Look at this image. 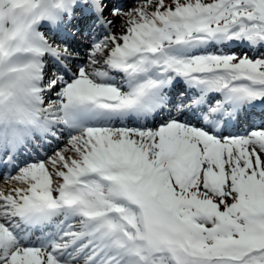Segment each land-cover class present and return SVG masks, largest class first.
<instances>
[{
	"label": "snow or ice",
	"instance_id": "6c2138e0",
	"mask_svg": "<svg viewBox=\"0 0 264 264\" xmlns=\"http://www.w3.org/2000/svg\"><path fill=\"white\" fill-rule=\"evenodd\" d=\"M0 264H264V0H0Z\"/></svg>",
	"mask_w": 264,
	"mask_h": 264
},
{
	"label": "bare ground",
	"instance_id": "6f19581e",
	"mask_svg": "<svg viewBox=\"0 0 264 264\" xmlns=\"http://www.w3.org/2000/svg\"><path fill=\"white\" fill-rule=\"evenodd\" d=\"M4 185L0 183V187H3Z\"/></svg>",
	"mask_w": 264,
	"mask_h": 264
}]
</instances>
